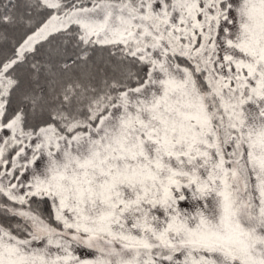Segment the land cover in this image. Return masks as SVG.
<instances>
[{
	"label": "snow or ice",
	"instance_id": "6c2138e0",
	"mask_svg": "<svg viewBox=\"0 0 264 264\" xmlns=\"http://www.w3.org/2000/svg\"><path fill=\"white\" fill-rule=\"evenodd\" d=\"M0 264H264V0H0Z\"/></svg>",
	"mask_w": 264,
	"mask_h": 264
}]
</instances>
